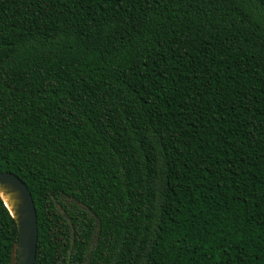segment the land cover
<instances>
[{
  "label": "trees",
  "instance_id": "obj_1",
  "mask_svg": "<svg viewBox=\"0 0 264 264\" xmlns=\"http://www.w3.org/2000/svg\"><path fill=\"white\" fill-rule=\"evenodd\" d=\"M0 171L36 264H264V0H0Z\"/></svg>",
  "mask_w": 264,
  "mask_h": 264
},
{
  "label": "water",
  "instance_id": "obj_2",
  "mask_svg": "<svg viewBox=\"0 0 264 264\" xmlns=\"http://www.w3.org/2000/svg\"><path fill=\"white\" fill-rule=\"evenodd\" d=\"M0 185L18 200L16 217L12 214L3 198L5 206L16 221L19 231L18 264H36L39 240L37 211L33 197L25 183L12 173L0 171Z\"/></svg>",
  "mask_w": 264,
  "mask_h": 264
},
{
  "label": "bare ground",
  "instance_id": "obj_3",
  "mask_svg": "<svg viewBox=\"0 0 264 264\" xmlns=\"http://www.w3.org/2000/svg\"><path fill=\"white\" fill-rule=\"evenodd\" d=\"M0 196L3 198L14 217H16L18 200L15 195L8 193V191L0 185Z\"/></svg>",
  "mask_w": 264,
  "mask_h": 264
}]
</instances>
